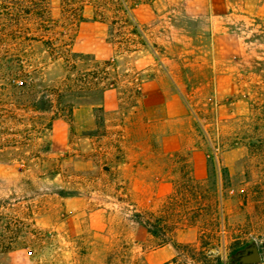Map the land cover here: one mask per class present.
Wrapping results in <instances>:
<instances>
[{"label": "rangeland", "instance_id": "374dc122", "mask_svg": "<svg viewBox=\"0 0 264 264\" xmlns=\"http://www.w3.org/2000/svg\"><path fill=\"white\" fill-rule=\"evenodd\" d=\"M49 2V42L0 44V264H246L253 245L261 261L248 264H264V0L236 14L247 55L219 63L229 94L211 83L204 2L160 3V17L157 0ZM171 25L197 48L171 42ZM157 69L188 123L145 106ZM18 71L28 87L7 83ZM42 97L47 111L33 107Z\"/></svg>", "mask_w": 264, "mask_h": 264}, {"label": "crops", "instance_id": "0c3cea01", "mask_svg": "<svg viewBox=\"0 0 264 264\" xmlns=\"http://www.w3.org/2000/svg\"><path fill=\"white\" fill-rule=\"evenodd\" d=\"M190 0H157V14L160 17L161 10L159 8L160 3L162 5L167 4L173 12H175V7L179 3H185ZM192 2H204L205 12L208 14L209 26L207 30V40H208V49L207 56L213 57L212 66V86L215 88L217 93L229 94L231 92L232 87V79L233 72L231 73L229 70H226L224 67L220 68V62L230 61L231 58L235 56H246V46L247 43L244 37L237 32L234 27L236 21V14H238L239 10L244 12L247 10L249 3L253 0H191ZM259 10H262L264 4L257 6ZM174 8V9H173ZM241 8V9H240ZM198 11L195 14V17L200 16L199 7L196 8ZM161 23H157L156 28L160 30ZM173 29L172 35L169 37L171 42H178L179 44H189L191 47H195L197 44V40L200 35L189 34L187 30H185L182 26L171 25ZM157 30V32H158ZM159 33V32H158ZM174 33V34H173ZM235 37V50L231 47H228L226 43V39L229 37ZM160 38V37H159ZM222 56V57H220ZM142 56H135V65L137 69L144 68L147 66H154V58L151 56V59L147 58V64L143 63ZM153 59V60H152ZM169 63L174 61V57H166L163 59ZM165 66V65H164ZM224 66V64H223ZM169 73L172 70H168ZM166 72L161 71L160 69L155 70V74L153 78L147 81L143 86V93L145 95L144 102L146 107L153 106L159 110L157 115H160L162 120L161 122H165L166 117L173 121H186L188 123V117L185 112V108L179 99V96L172 95L170 98L166 99L165 97V88L164 85V76ZM231 88V89H230ZM109 101L112 102L111 94H109ZM108 104V101L106 100ZM172 107V113L166 116V107ZM165 118V119H163Z\"/></svg>", "mask_w": 264, "mask_h": 264}, {"label": "trees", "instance_id": "16d2710c", "mask_svg": "<svg viewBox=\"0 0 264 264\" xmlns=\"http://www.w3.org/2000/svg\"><path fill=\"white\" fill-rule=\"evenodd\" d=\"M49 1L50 0H0V44H3V42L9 43L10 41L17 43V45H23L26 42H28V44L32 42H49L48 40H44L46 33L50 30L49 24L53 21L49 11ZM82 21H85V18L80 14L78 22ZM11 48H13V46H11ZM13 49L18 51L16 48ZM9 52L11 56L16 53H11V50H9ZM16 74L18 75L14 77L9 76L13 83L9 77L6 78L8 80L7 83L12 85V87H28V84L23 83L22 79H19L21 84H17V77L24 75L25 72L21 71ZM51 106L52 102L47 97H42L33 104V107L41 111H47ZM134 221L145 227L148 233L158 240L159 246L173 242L171 237L161 233L163 228L160 218L155 219V221L143 220L140 214H135ZM258 249L260 251V248ZM199 264H224V261L221 256H217L212 262H201Z\"/></svg>", "mask_w": 264, "mask_h": 264}, {"label": "water", "instance_id": "95a60500", "mask_svg": "<svg viewBox=\"0 0 264 264\" xmlns=\"http://www.w3.org/2000/svg\"><path fill=\"white\" fill-rule=\"evenodd\" d=\"M241 261L246 264L260 262L261 254L258 247L256 245L251 246L248 249V252L242 256Z\"/></svg>", "mask_w": 264, "mask_h": 264}]
</instances>
